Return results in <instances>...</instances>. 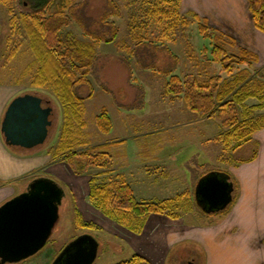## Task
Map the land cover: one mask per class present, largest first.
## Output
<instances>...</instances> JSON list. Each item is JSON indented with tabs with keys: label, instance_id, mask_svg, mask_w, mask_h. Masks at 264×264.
Instances as JSON below:
<instances>
[{
	"label": "rangeland",
	"instance_id": "rangeland-1",
	"mask_svg": "<svg viewBox=\"0 0 264 264\" xmlns=\"http://www.w3.org/2000/svg\"><path fill=\"white\" fill-rule=\"evenodd\" d=\"M181 1H71L73 11H66L69 23L60 32L64 48L72 46L74 60V55L80 54L77 49L81 44L91 45L92 51L76 61L77 65L88 61L78 75L85 78L82 94L91 96L83 100L79 118L71 115L70 121L54 88L33 83L41 62L30 47V39L18 37L19 30L13 22L16 14L29 12L33 0H0V94L12 92V100L20 94L35 93L45 105L51 106L52 123L47 139L34 149L42 161L30 177H51L66 192L60 219L46 245L20 262L52 264L67 243L88 233L99 241L93 264H113L128 259L137 250L152 264L205 263L202 246L193 241L177 244L173 253L168 254V230L187 222L210 221L218 215L202 212L193 197L190 206L183 204L185 208L177 220L151 213L140 233L122 226L89 199L91 186L110 184L121 177L140 201L174 198L186 190L193 193L199 177L211 170L232 175L238 165L245 163L237 162L238 159L249 157L258 149L254 140L236 146V138L225 136L231 130V114L202 117L187 105L183 93L175 96L166 93L170 76L165 72L168 47L177 56L171 74L198 81L220 75L221 83L230 78L211 61L212 41L200 32L194 13L182 10ZM59 3L56 0L48 13L54 12ZM169 8L178 12L176 17L171 11V17L177 20L175 28L169 27L170 21L160 13ZM183 18L189 20L188 25L182 23ZM82 21L106 39L112 37L114 29L116 36L113 41H96L84 32ZM140 37L156 44L155 51L149 50L145 56L147 62H153L152 68L138 62L135 51ZM150 52L156 54L152 57ZM253 65L249 67L248 90L242 91L241 97H245L235 102L238 119L248 127L264 123V90L258 91L252 83L255 78L264 80L259 72L264 68L259 60ZM103 107L113 123L109 133L97 126V116ZM116 140L124 141L102 147ZM13 147L22 149L20 145ZM72 152L76 154L66 160ZM77 216L91 225L79 227Z\"/></svg>",
	"mask_w": 264,
	"mask_h": 264
},
{
	"label": "trees",
	"instance_id": "trees-1",
	"mask_svg": "<svg viewBox=\"0 0 264 264\" xmlns=\"http://www.w3.org/2000/svg\"><path fill=\"white\" fill-rule=\"evenodd\" d=\"M55 1L33 0L34 5L31 6L29 12L16 14L13 22L18 27V37L21 40L24 38L30 39V47L41 62L33 83L38 86H52L66 106L64 110L69 115L70 121H72L73 117L79 118L83 100L91 96L90 93L86 96L82 94L81 90L85 84V78L82 75H78L81 68L87 66L88 61L83 62L81 65H77L76 61H81L82 56H85L87 51H92V46L81 44L82 47L77 49L80 54L74 55L75 60L72 58L73 53L70 48L72 46L64 48V41L60 32L70 20L66 11L70 10L72 12L74 6L71 5L72 0H60L57 9L49 14L48 10ZM249 7L255 26L264 32V0H249ZM171 11L175 12L177 14L176 17H178L177 10L173 11L171 8L160 13L166 20L170 21L168 23L169 27L175 28L177 20L171 17L173 15ZM194 17L199 20L200 32L212 41L211 61L217 63L224 72L229 74L230 78H224L221 83L220 75L211 77L208 80L198 81L197 79H182L177 74H171L176 65L177 56L168 47V67H166L165 72L170 76L166 93L173 96L183 93L187 105L202 117H214L222 113L231 114V130L225 136L229 139L236 138V146H240L242 143L252 141L253 134L264 127V123H253L249 127L246 126L243 120L238 119L237 107L235 106V102L241 101L245 97L241 96L243 90H248L247 83L250 80L249 67H253V64L258 62V57L252 51L238 46L233 36L209 26L206 20L201 19L196 14H194ZM103 22L104 19L102 18L101 23ZM182 23L186 26L189 20L183 18ZM81 26L84 32L96 41L103 39L105 41H113L117 33L114 29L112 37L106 39V36L102 37L98 32H94L89 23L82 21ZM156 48V44L146 42L143 37L138 39L135 54L138 62L145 68L154 66L153 62H147L148 57L145 56L149 50L155 51L154 49ZM233 48L236 50L232 51L231 49ZM155 54L156 52H150L152 57ZM67 57L70 59L67 60ZM67 61L69 62L67 63ZM259 72L264 77V69H260ZM252 83L258 91L264 90V80L255 78ZM71 115L74 116L72 117ZM97 126L104 133H109L113 127L112 119L106 107H103L97 116ZM123 141L116 140L102 147L109 148L113 145H120ZM65 142L62 143V146H64ZM75 154V152L68 154L66 160ZM256 155L257 149L251 156L238 159L237 162L251 161ZM228 174L235 187L233 200L225 209L214 213L203 211L196 201L195 192L190 193L187 190L174 198L140 201L136 199L132 187L124 177L110 184L91 186L89 199L104 214L129 230L140 233L151 213L166 214L172 219L181 217V210L185 208L183 204L190 206L191 197H193L192 201L197 207L206 214L227 213L236 200L238 186L235 176ZM201 177L197 179L196 184ZM76 222L79 227L91 225L83 222L80 216L76 217ZM113 264L152 263L139 253H135L128 259Z\"/></svg>",
	"mask_w": 264,
	"mask_h": 264
},
{
	"label": "crops",
	"instance_id": "crops-1",
	"mask_svg": "<svg viewBox=\"0 0 264 264\" xmlns=\"http://www.w3.org/2000/svg\"><path fill=\"white\" fill-rule=\"evenodd\" d=\"M181 7L233 36L238 46L256 54L264 68V32L254 24L249 0H182ZM11 97L12 92L0 94V204L25 189L42 161L34 151L37 146L16 150L4 141L1 122ZM253 140L258 143L256 157L233 171L238 186L230 210L210 221L168 230V254L177 244L193 241L204 250V264H264V127Z\"/></svg>",
	"mask_w": 264,
	"mask_h": 264
},
{
	"label": "water",
	"instance_id": "water-1",
	"mask_svg": "<svg viewBox=\"0 0 264 264\" xmlns=\"http://www.w3.org/2000/svg\"><path fill=\"white\" fill-rule=\"evenodd\" d=\"M51 106L41 96H15L5 109L1 131L7 145L33 148L43 144L52 121ZM234 184L222 170H211L195 186V198L206 213L225 209L233 200ZM65 189L53 178L37 176L25 189L0 205V264L17 263L42 249L60 219ZM99 241L91 234L75 237L52 264H93Z\"/></svg>",
	"mask_w": 264,
	"mask_h": 264
},
{
	"label": "flooded vegetation",
	"instance_id": "flooded-vegetation-1",
	"mask_svg": "<svg viewBox=\"0 0 264 264\" xmlns=\"http://www.w3.org/2000/svg\"><path fill=\"white\" fill-rule=\"evenodd\" d=\"M43 103H44V102H43ZM44 106H48V105H45V104H44Z\"/></svg>",
	"mask_w": 264,
	"mask_h": 264
}]
</instances>
